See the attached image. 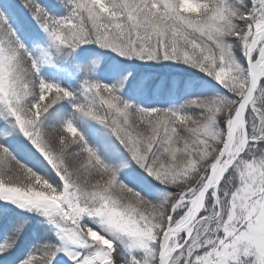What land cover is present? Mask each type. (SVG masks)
<instances>
[{
  "label": "snow or ice",
  "instance_id": "snow-or-ice-1",
  "mask_svg": "<svg viewBox=\"0 0 264 264\" xmlns=\"http://www.w3.org/2000/svg\"><path fill=\"white\" fill-rule=\"evenodd\" d=\"M0 264H264V0H0Z\"/></svg>",
  "mask_w": 264,
  "mask_h": 264
}]
</instances>
